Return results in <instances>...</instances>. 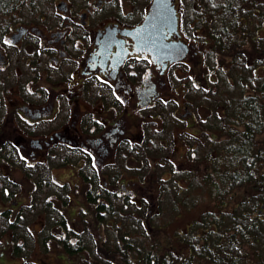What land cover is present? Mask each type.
<instances>
[{"label": "flooded vegetation", "instance_id": "obj_1", "mask_svg": "<svg viewBox=\"0 0 264 264\" xmlns=\"http://www.w3.org/2000/svg\"><path fill=\"white\" fill-rule=\"evenodd\" d=\"M154 1L0 0V11L4 13H0V22H4L0 23V163L11 171L21 169L19 176L32 184L21 200L18 197L11 206L0 209L1 216L13 217L0 227V238L8 236L3 241L5 247L1 244L0 264H9V257L15 254L16 243L11 237L21 221L29 223L30 215L41 209L47 217L53 213L52 224L61 214L69 229L65 210L72 198L78 197L81 203L78 194L84 197L85 204L72 211L85 210L87 205L83 220L91 222L87 226L92 228L96 223L90 208L96 206L89 196L99 199L107 194L122 199L128 198L130 192L141 196L142 205L137 204V210L143 212L145 223L142 216L136 218L144 228L146 225L149 228L150 216L161 217L164 211L162 201L172 191L180 193L188 189L181 186L174 173L181 171L182 181L198 180L199 187H203L200 182L204 178H213L211 124L215 113L212 109L215 78L211 68L208 75L200 69L205 54L212 50V0H169L174 9L170 23H164L156 14L142 32L146 37L160 36L168 42L186 43L188 52L183 60L154 58L137 44L138 29ZM10 2L12 6L7 5ZM25 5L29 6L27 14L20 10L27 8ZM30 10L35 12L34 19H27ZM180 63L192 64L198 77L174 84L167 72ZM171 95L176 97L173 117L167 119L162 109L150 112ZM172 120L177 122L176 127ZM244 127V121H240L239 128ZM139 149L153 150L156 155L150 164V177L158 173V195L151 207L145 202L147 196L154 198L151 189L154 180L150 178L146 185L132 186L130 182L138 180L126 175L122 167H128L124 161L133 159V152ZM175 152L196 166L183 168L169 162L172 171L165 177L170 169L158 170L164 165L159 155L163 153L166 162ZM118 159L121 164L115 169ZM59 169L67 170L70 177L59 176ZM7 176L16 178L0 169V177ZM17 180L22 187V180L16 178L15 183ZM1 187L4 191L0 200L7 204L9 186ZM48 190L52 194L43 206L44 199L38 193ZM186 194L177 198H192L190 192ZM172 199L169 200L174 203L176 213V198ZM101 226L99 222L96 241L99 248L106 233H102ZM87 229L90 234L95 233L94 228ZM24 237L34 239L35 234L30 229ZM175 245L171 246L174 250ZM76 252H86L83 241ZM65 264L77 262L71 259Z\"/></svg>", "mask_w": 264, "mask_h": 264}, {"label": "trees", "instance_id": "obj_2", "mask_svg": "<svg viewBox=\"0 0 264 264\" xmlns=\"http://www.w3.org/2000/svg\"><path fill=\"white\" fill-rule=\"evenodd\" d=\"M212 6L209 54L213 60L219 56L227 60L220 58L210 67L215 78L214 173L212 179L200 182L210 185L207 193L175 199V214L196 215L175 234L177 251L144 242L138 248L127 226L132 223L127 201L107 194L88 197L96 206L90 208L93 222L99 221L111 237L104 248L95 243L91 247L83 231L68 229L61 214L56 224L63 232L50 230L44 241L54 239L67 255L78 253L83 241L90 255L86 260L99 264H264V0H212ZM236 88L239 94L233 95ZM240 121L245 123L242 130ZM152 200L157 201L155 194ZM136 211L138 217L143 215ZM14 252L28 262L22 244L16 243Z\"/></svg>", "mask_w": 264, "mask_h": 264}, {"label": "rangeland", "instance_id": "obj_3", "mask_svg": "<svg viewBox=\"0 0 264 264\" xmlns=\"http://www.w3.org/2000/svg\"><path fill=\"white\" fill-rule=\"evenodd\" d=\"M188 0H186L187 2ZM12 6V2H10L9 4ZM3 6V5H2ZM27 8H21V13L27 14L29 13V6L25 5ZM34 9H36V7H33ZM31 11V10H30ZM1 14H4L2 11H0ZM35 12L31 11V15L27 17V19H34L32 17H34ZM192 18V16H191ZM189 19V17H188ZM0 23H4V22H0ZM222 58V56L217 57L216 60H213L210 57V54H205V58L203 59L202 63L200 64V69L201 72L203 74L208 75L209 73V68L212 67V65L214 63H218L219 59ZM224 61H227L226 58H222ZM209 63V64H208ZM189 74H191L190 76H188ZM167 76L168 79L171 78L173 80L174 84H179L181 82H184L185 80L187 81L188 78H195L198 77L197 74V69L194 68V66L192 64H187V63H180L177 64L175 67L172 68V70H169L167 72ZM177 77H181V80H176ZM184 79V80H183ZM188 83V82H187ZM227 87V86H226ZM235 86L233 85V88ZM228 88V87H227ZM190 92V91H189ZM233 95L235 94H239V89L236 88V90H232L231 91ZM177 96L178 92H174ZM175 95H171L169 96L166 100H163L160 102V106L157 109H154L152 112H155L158 109H162L166 114H167V119L169 116H172L173 113V109L175 108L176 103L174 102L175 99ZM2 111V107H0V112ZM173 117V116H172ZM172 122L174 123V126L176 127L177 122L175 120H172ZM174 127V128H175ZM135 129L138 130V128L136 127ZM16 151V150H14ZM203 151H205V149H203ZM119 155V154H118ZM134 158L133 159H126L124 162H126L128 164V167L126 166H122L123 167V171L126 175H131L132 177H135L138 180V183L136 182H130L133 185L137 184H143L146 185L149 183L150 178H152L154 181V185L153 188L151 186V189L154 190V194L155 197L157 198V184L159 183L158 180V173L155 172L154 175H152L150 177L151 174V168H150V164L152 161V158L155 155V153L153 152V150H146V149H139L137 152L134 151L133 152ZM161 161L164 164L163 167H158V170H162L164 169H170L169 172H167V174L165 175V177H167L169 175V173H171L172 169L170 168V164L172 161L175 162L174 164H177L178 167H183L185 168L186 166H189L191 164L194 165V167L196 166L194 164V162L189 161L185 156L180 155L179 153H172L169 158H167V161L164 162L163 159V153H161ZM117 165L115 167V169L118 168V166L121 164V160L118 159L116 160ZM172 162V163H173ZM24 164V162L22 163ZM177 165L175 166L176 170H179V168L177 167ZM0 169L4 170L5 172H9L12 175H14L16 178L22 180V187H20V183L17 180V183H15V179L12 176H7V177H0V179L2 180V182H0V193H2L4 190L1 187L2 184H7L9 186L8 190L10 193V196L7 198L8 203H4L2 200H0V209L4 208L5 206L9 205L11 206L12 203L16 198H20V200L22 199L21 196H26L30 190V188L32 187L31 181L30 180H26L24 181L19 175H21V169H17L15 168L14 171H11L8 169L7 166H3L0 163ZM202 171H204V167L201 168ZM175 171V170H173ZM178 173H174V176H178L179 180H180V184L181 186L185 187L188 186V189L185 188L183 190H181L180 193H178L177 190L172 191L168 198L164 199L163 202V206H164V211L161 214V217H157L156 215H151L150 216V224H149V228L148 225H146V228H144L143 225H138V223L135 221V218L138 217L137 216V204L142 205L141 203V196H134L132 194V192H130L129 197L128 198H124L122 197V200L127 199L126 202V210L127 212V218L128 220H131L132 223L127 224V226L133 230L132 233H134V237L135 239H132V242L134 243H138V248H139V244H155L156 247H162V245H166L168 247H171L172 245L176 244L175 240H174V236L177 232V230H182L185 229L186 226L190 223V219L196 218V215L194 214H190L188 216L184 215H177L175 214L174 210V203L172 201H170L169 199L173 200L172 198H177V197H185L187 194V192H190L192 197L196 196L199 193H207L210 190V185L208 184L205 188L203 187H199L198 186V180H189L188 182L186 181H182V176H181V171H177ZM57 174L61 177L63 176H67V179L70 177V175L67 173V170L62 171V170H57ZM106 174L108 176H110V171L106 170ZM130 176V177H131ZM64 181L63 179L61 180V182ZM148 181V182H145ZM54 186L57 187V184H54ZM136 185V187H137ZM151 185V183H150ZM140 186H138L139 188ZM54 189V188H53ZM204 189V190H201ZM228 185L226 187V191H228ZM235 190V189H233ZM52 194V190H48V191H40L38 193V197H42L44 199V204H46L47 201V196ZM54 194L61 196L62 193H56L54 192ZM81 197V203H78V197L72 198L69 200L68 204H67V208L65 210V216L67 218V221L69 223V226L81 231V229L83 230V235L82 237L85 239L87 237V240H89V244L91 247H94V243L96 245V241H97V232H99L98 227H97V223L95 226H93V228L95 229V233L92 232V234L89 233V230L87 229V227L93 229L91 226H87V225H91V222L86 223V220H82V218L84 216H86V212L87 211V205L85 206V210L82 208H78L77 211L73 210L74 207H79L80 205L85 204L83 199L84 197L81 194H78ZM215 195V194H214ZM148 198V204L147 206L151 207V205L153 204V200L147 196ZM202 199V198H201ZM203 201H207V200H203ZM38 202V198L35 199V204ZM189 203V201H187ZM129 203V204H128ZM211 207V206H210ZM227 206H225L224 208L226 209ZM155 213H157L158 211L155 210L156 207H153ZM42 211H44L43 209H41ZM38 212L37 214H33L30 215V217L28 218V222L26 224L25 221H21V225L16 229L15 231V235H13L11 238L12 240H15V243H20L23 245L24 247V251L25 254H29L28 256V262L26 260L23 259V257H20L16 254H13L12 256L9 257V264H33L34 262L36 263V260H46L48 262V264H65L68 262L69 259H72L74 261L77 262V264H99L96 262L95 259H89V261H87L86 259L90 257V255L86 252L77 254V253H73L72 255H67L63 249L59 246L56 245L54 243V239H50V241H44L43 238L44 236L50 231L52 230L53 233H57V234H61L63 231L60 229V226L56 224V222H54L52 224V217H53V213H48V217H47V213L44 212ZM47 212V211H46ZM83 213V214H82ZM5 215H0V227L4 224V222H8V220L12 219L13 217H11L10 219H6V217H4ZM140 216V215H139ZM56 217V215H55ZM143 219V223L145 217L142 216ZM136 223L135 225L132 226V224ZM52 224V225H51ZM132 226V227H131ZM151 228V229H150ZM1 229V228H0ZM32 229V232L35 234V238L36 241L34 239H27L24 237V235H27L28 230ZM102 233H105L106 231L104 230L103 225L100 227ZM12 233V231H11ZM8 237V236H7ZM0 238V251L2 250V246L1 244H3V246L5 247L3 241L8 240V238ZM16 237L18 239H16ZM25 238V239H24ZM111 237H109V233L106 232L103 236H102V241H101V246L104 248L106 246V244H108L110 242ZM44 241V242H43ZM14 245V242H13ZM12 245V247H13ZM43 257H38L39 255H41ZM7 256V254H6ZM64 257V258H63ZM39 264V263H36Z\"/></svg>", "mask_w": 264, "mask_h": 264}, {"label": "water", "instance_id": "obj_4", "mask_svg": "<svg viewBox=\"0 0 264 264\" xmlns=\"http://www.w3.org/2000/svg\"><path fill=\"white\" fill-rule=\"evenodd\" d=\"M158 14L161 21L169 22L174 17V9L171 7L169 0H155L152 9L145 22L138 29L136 36L137 44L141 48H146L154 58L165 57V59H181L187 56L188 47L184 42H168L164 38L146 37L142 35L144 29H148L152 19ZM176 18V17H175ZM169 20V21H168ZM170 23V22H169ZM176 21L174 22V26ZM173 26V27H174ZM162 60V59H159Z\"/></svg>", "mask_w": 264, "mask_h": 264}]
</instances>
